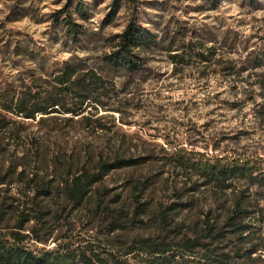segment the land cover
Listing matches in <instances>:
<instances>
[{
    "label": "trees",
    "instance_id": "obj_1",
    "mask_svg": "<svg viewBox=\"0 0 264 264\" xmlns=\"http://www.w3.org/2000/svg\"><path fill=\"white\" fill-rule=\"evenodd\" d=\"M85 10L86 5L79 2L74 10L64 8L51 14L54 25H61L62 49L76 47L86 38L77 22L78 16L87 18ZM112 14L103 23L110 21ZM136 14L133 8L125 27L102 40V66L138 75L150 58L163 51L170 72L195 75L199 89L210 88L216 78L218 88L207 91L206 103L215 105L214 109L235 112L239 128L249 129L239 130L238 135L260 131L263 139L247 150L238 146L241 137L234 136L237 141L231 148L212 144L209 150L214 154L186 150L179 143L169 148L160 146L178 172L164 178L160 174L137 175L131 182L129 213L119 211L114 215L113 211L122 222L111 220L104 235L94 239L70 234L53 237L49 215L58 224L62 216L57 209L74 211L83 207L106 176L142 166L152 160L150 156L85 158L87 161L78 168L74 159L58 168L45 161L43 174L9 161L0 171V264H264V45L256 47L244 39L239 41L245 52L242 60L219 56L214 46L192 40V32L185 28L178 30L176 44L174 36L163 44L161 38L138 24ZM225 39L231 45L238 42L229 30ZM82 46L88 45L79 44L77 48ZM1 49L7 51L12 64L17 48L10 52L6 46ZM33 60L25 72L0 76V128L7 130L12 139L21 137L28 122L47 127L42 134L47 139L52 132L58 134L57 121L74 123L93 134L103 129V119L114 123V114L124 124L122 111L127 100H122L115 85L104 79L88 58L53 60L43 55ZM246 68L263 71L247 79L242 73ZM54 149L57 153L64 151L61 146ZM30 150L40 154L45 151L39 143L26 149ZM70 154L121 153L74 146ZM137 154L152 153L144 150ZM13 188L23 195L21 200L11 194ZM158 188L161 198L147 196ZM55 194L62 202L52 208L47 202ZM194 209L199 210L192 216ZM148 215H153L160 228L157 234L130 240L116 234ZM49 244L53 245L48 247Z\"/></svg>",
    "mask_w": 264,
    "mask_h": 264
},
{
    "label": "rangeland",
    "instance_id": "obj_2",
    "mask_svg": "<svg viewBox=\"0 0 264 264\" xmlns=\"http://www.w3.org/2000/svg\"><path fill=\"white\" fill-rule=\"evenodd\" d=\"M79 2L86 5L87 18L77 17L86 36L78 45L91 47L77 48L76 44V47H67L71 49H62L61 25H54L50 16L64 8L74 10ZM115 3L116 6L118 4L117 8ZM133 8H136L138 24L161 38L163 44L168 37L173 36V44H176L179 41L178 30L185 28L188 33L192 32V40L214 46L219 56L242 60L245 52L240 42L244 39L250 40L249 43L256 47L264 45V0H0V76L14 74L18 70L25 72L33 65L34 57L43 55L53 60L86 57L104 79L115 85L118 95L122 100L126 99L128 104L122 109L124 124L114 114V123L109 118L103 119V129L95 134L83 131L74 123L59 121L56 127L58 134L52 132L49 139L42 135L47 127H41L36 122H28L18 139H12L7 130L0 128V171L5 169L9 161L22 163L29 172L37 170L43 174L45 161L49 166L58 168L74 159L78 168L87 161L85 158L96 160L98 156H150L152 159L142 166L110 173L95 186L83 207L74 211L57 209V214L62 216L58 224L49 215V225L54 228L53 237L70 234L81 239L101 238L108 223L117 220L114 217L116 212L127 214L131 210V182L137 175L151 173L164 178L178 172L170 164L167 155L160 151V146L169 148L179 143L186 150L214 154L209 150L212 144L231 148L232 142L237 141L234 136L241 137L238 146H245L247 150L263 139L259 135L260 131L252 135H238L239 130L249 129L239 128L235 112L227 108L214 109L215 105L206 103L204 96L207 91L218 88L214 82L216 78L210 88L202 86L199 89L195 75L170 72L171 66L163 51L150 58L146 69L138 75L109 70L101 65L102 40L125 27ZM111 13V20L103 23ZM227 30L238 37L235 45L225 39ZM1 46L10 48L8 52L13 47L17 48L12 64L7 51ZM262 71L263 68H246L242 73L251 79V76L256 77ZM31 138H37V141ZM35 143L41 144L45 151L41 154L26 151ZM56 146H61L64 151L57 153L54 149ZM74 146H89L95 151L119 150L121 154H70ZM144 150L152 154H137ZM17 192L13 188L11 194L19 196L21 200L23 195ZM58 196L55 194L47 204L56 208L62 202ZM147 196L157 200L162 197V192L159 188L154 189ZM198 210L194 209L191 215H196ZM138 220L129 224L126 222L128 225L124 230L116 231V234L130 240L155 235L160 231L153 215Z\"/></svg>",
    "mask_w": 264,
    "mask_h": 264
}]
</instances>
